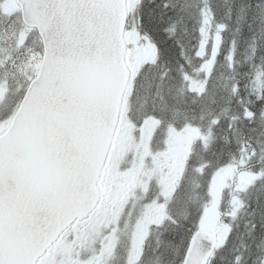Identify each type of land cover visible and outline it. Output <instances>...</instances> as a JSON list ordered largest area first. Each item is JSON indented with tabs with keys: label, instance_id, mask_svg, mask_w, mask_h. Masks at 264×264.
<instances>
[{
	"label": "snow or ice",
	"instance_id": "6c2138e0",
	"mask_svg": "<svg viewBox=\"0 0 264 264\" xmlns=\"http://www.w3.org/2000/svg\"><path fill=\"white\" fill-rule=\"evenodd\" d=\"M0 264H264V0H0Z\"/></svg>",
	"mask_w": 264,
	"mask_h": 264
}]
</instances>
